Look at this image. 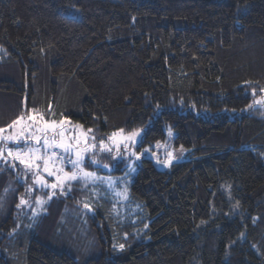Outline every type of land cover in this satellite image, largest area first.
<instances>
[{
    "label": "trees",
    "instance_id": "obj_1",
    "mask_svg": "<svg viewBox=\"0 0 264 264\" xmlns=\"http://www.w3.org/2000/svg\"><path fill=\"white\" fill-rule=\"evenodd\" d=\"M0 47V128L27 110L189 149L144 157L125 208L81 180L29 195L0 161V264H264V0H0Z\"/></svg>",
    "mask_w": 264,
    "mask_h": 264
},
{
    "label": "snow or ice",
    "instance_id": "obj_2",
    "mask_svg": "<svg viewBox=\"0 0 264 264\" xmlns=\"http://www.w3.org/2000/svg\"><path fill=\"white\" fill-rule=\"evenodd\" d=\"M264 91V89H261ZM256 103H264V101H256ZM65 121L60 122V127H63ZM57 125L55 123H48L43 121V117H37V115H29L25 117L21 115L17 119L13 120L7 128H0V161L9 163L11 161V166L16 167V161L23 165L25 173L30 172L33 176V184L26 187V192L30 195L33 190V185H38L41 187L50 188L52 191L49 193L48 199L50 200L55 194L56 190L59 189L61 192L64 191V185L67 182L74 181L77 179H103L101 177H96L94 173L85 171L82 167L83 155L89 152L91 149L95 148V144H87V137L83 132L80 133V137H74L76 143L67 142L66 138H62L60 141H56L55 133L52 138L47 135L48 131L52 129L53 131ZM34 129V130H33ZM7 130H11V134L4 135ZM91 132V129L88 130ZM39 133V134H37ZM171 130L169 135H171ZM59 135L63 137V132ZM140 135V130H134L128 134L124 133L123 129L112 132L111 135L107 137L108 141L112 145H115L117 149V155L120 154L119 149L123 145L125 151L129 150L130 145L136 143L137 137ZM81 138L84 139V147H80ZM94 140L95 137H92ZM12 142L15 145H19L20 142L25 144L34 143L35 147H29L26 152L16 151L13 152L11 148L7 147V144ZM43 149V153L41 152ZM54 149H60V154ZM100 149L102 151L111 152L112 148L105 144L103 140L100 141ZM183 150V149H182ZM5 153H7L5 155ZM74 154V159L71 158ZM133 156L136 153H132ZM168 158L159 163L170 165L172 161L176 158L169 152L167 154ZM67 158V159H66ZM139 157L137 156V159ZM67 162L73 168V172L68 173L64 171L63 164ZM92 163H96L93 159ZM106 167V165H105ZM78 169V171H77ZM42 173L49 177H55V182L49 184ZM19 175V174H18ZM8 189H5L7 193ZM121 196L126 195L125 192L119 193ZM3 197H0L2 200ZM46 201L41 197L36 198V208H33L34 215L38 211L42 210V206ZM30 202L24 198L23 195L20 196L19 203L16 205L20 208L22 205H28ZM85 208H89V205L85 203ZM147 227V225H145ZM119 249H124V244L118 245Z\"/></svg>",
    "mask_w": 264,
    "mask_h": 264
},
{
    "label": "rangeland",
    "instance_id": "obj_3",
    "mask_svg": "<svg viewBox=\"0 0 264 264\" xmlns=\"http://www.w3.org/2000/svg\"><path fill=\"white\" fill-rule=\"evenodd\" d=\"M2 48V47H0ZM3 100V101H2ZM0 101L5 102L4 98H2V96H0ZM26 114V116L29 115H37V117H40L41 115L38 113H33L30 114L31 112H28L27 110H25L24 112ZM23 114V115H25ZM46 116V115H45ZM43 117V121H46L48 123H55L57 125V127L55 128V130L53 131L52 129H50L47 133V135L49 136V138H52L54 136L55 133V139L56 141H60L62 138H66L67 142L69 143H73L75 144L76 141L75 139H73L74 137H80V133L83 132L85 134V136L87 137V144L91 145V144H95L96 147L91 149L89 152L85 153L83 155V162H82V167L84 168L85 171L94 173L96 177H101L103 179H77L74 181H70L67 182L64 187L69 186L70 188H72V184L77 182L78 180H81L84 184V186H87L89 188H91V192L92 194H94L96 197L99 195V193L102 191L104 194L109 193L110 196L114 197V205L116 206V208H125V203L128 200V196H129V191H130V186L135 178V174L137 172L138 166L141 162V160L144 157H149L152 158L155 163L157 164V166L161 169H168L171 167V165L177 161H181V160H185L188 159V151L189 149L183 147V146H175L174 145V137H175V132L172 129H168L167 130V136L166 138H164L163 140H159L157 142H154L152 144H144L142 142L143 140V129H136V130H140V135L137 137L136 139V143L134 145H130L129 146V150L125 151L123 145H121L119 152L120 154L117 155V149L115 147V145H112L110 141H108L107 136L103 137V138H99L94 132H89L87 128H85L84 126H82L81 123H79L78 121H75L71 118H61V119H50L48 120V118ZM61 121H65V123L63 124V127L61 128L60 122ZM34 130V129H33ZM171 130V135H169V131ZM134 130H124L125 134H128L130 132H132ZM60 132H63V137H61L59 135ZM11 134L10 130H7L4 135H9ZM39 134V133H37ZM92 137H95V139L93 140ZM103 140L105 142V144L109 145L112 148L111 152H107V151H102L100 149V141ZM80 147H84V139L81 138V143L79 145ZM183 149V150H182ZM55 151H57L58 154H60L61 150L60 149H54ZM41 152L43 153V149H41ZM171 152L174 157H176L172 163L170 165H165L162 163H159V161H163L166 160L168 158L167 154ZM132 153H136L135 156L132 155ZM137 156L139 157L137 159ZM71 158H75L74 154ZM67 159V158H66ZM88 159H90L91 161L94 159L96 161L95 166H100L99 168H97V170H91V169H87L84 165V163L86 161H88ZM125 161L124 165H121V167H119L120 162ZM106 165V167H105ZM64 171L71 173L73 172V168L71 167L70 164H68L67 162H65L63 165ZM122 167H126V171L125 173H117V174H110V173H103V170L106 171H111L117 168H122ZM78 171V169H77ZM43 175V174H42ZM30 177V176H29ZM31 181L33 182V176L31 174ZM45 178V177H44ZM46 180V178H45ZM47 181V180H46ZM49 184H51L52 182L47 181ZM30 185H32L30 183ZM38 185H33V188L36 187ZM40 187V186H38ZM46 188V187H44ZM126 190V195L125 196H121L119 195V193L125 192ZM34 191V190H33ZM32 191V193H33ZM101 192V193H102ZM111 198V197H110ZM109 198V199H110ZM75 217L77 219H79V212L78 210L75 211L74 213ZM1 220V217H0ZM11 264H13V262H10Z\"/></svg>",
    "mask_w": 264,
    "mask_h": 264
}]
</instances>
